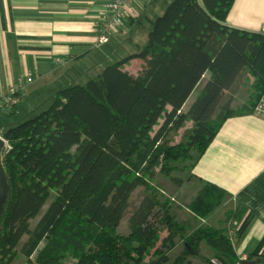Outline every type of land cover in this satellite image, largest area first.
Instances as JSON below:
<instances>
[{"label": "trees", "instance_id": "16d2710c", "mask_svg": "<svg viewBox=\"0 0 264 264\" xmlns=\"http://www.w3.org/2000/svg\"><path fill=\"white\" fill-rule=\"evenodd\" d=\"M234 1L171 0L135 53L5 125L11 148L2 154L0 264H242L227 233L238 209L209 219L229 195L192 171L210 136L229 117L252 113L264 89V31L229 24ZM136 57L142 64L132 73L124 64ZM138 185L119 233L112 222ZM263 244L264 237L247 258L264 264Z\"/></svg>", "mask_w": 264, "mask_h": 264}, {"label": "crops", "instance_id": "0c3cea01", "mask_svg": "<svg viewBox=\"0 0 264 264\" xmlns=\"http://www.w3.org/2000/svg\"><path fill=\"white\" fill-rule=\"evenodd\" d=\"M104 1L0 0V94H5L17 79L34 73L33 81L23 85L16 103L0 115V129L40 112L57 90L80 83L84 73L96 76L110 62L135 53L154 19L150 9L161 14L168 3L155 0L139 22L124 20L106 43L95 45ZM227 22L238 28L264 31V0H235ZM129 31L131 35L127 36ZM60 59L62 63L58 64ZM79 62L86 67L75 69ZM244 65L240 62L211 104L208 119ZM250 79L253 81V77ZM192 171L228 193L227 204L238 209L236 226L250 218L245 232L235 238L240 259H248L247 253L254 251L264 237V117L253 112L229 117L220 131L210 136L209 146ZM218 211L209 219L220 217ZM260 252H264V244Z\"/></svg>", "mask_w": 264, "mask_h": 264}, {"label": "built area", "instance_id": "2783aa9c", "mask_svg": "<svg viewBox=\"0 0 264 264\" xmlns=\"http://www.w3.org/2000/svg\"><path fill=\"white\" fill-rule=\"evenodd\" d=\"M155 0H106L102 3V19L98 27V35L95 40V45L106 43L110 37L122 26L124 20L133 19V24H136L146 13L147 8ZM58 64L62 60L57 61ZM34 73L30 72L24 79H17L11 84L5 94H0V115L7 112L17 101L19 92L23 89V85L32 82ZM253 113L264 117V89L258 98ZM0 137L4 140L3 152L11 148L10 142L5 138L3 129H0ZM235 197H233V201ZM234 208V207H233ZM236 209V208H234ZM229 220L227 223V233L229 239L233 242L236 237V221ZM235 222V223H234Z\"/></svg>", "mask_w": 264, "mask_h": 264}, {"label": "rangeland", "instance_id": "374dc122", "mask_svg": "<svg viewBox=\"0 0 264 264\" xmlns=\"http://www.w3.org/2000/svg\"><path fill=\"white\" fill-rule=\"evenodd\" d=\"M163 1L165 0H157L158 3H162ZM168 3L171 1V0H167ZM167 3V4H168ZM166 4V5H167ZM165 5V6H166ZM151 18H155L157 16L158 13L154 12L152 9H150V12H149ZM146 24L148 25V22H146ZM150 25V28H151V23H149ZM131 35V32L129 31L127 36H130ZM131 46L133 45H130L129 47L131 48ZM133 49V48H132ZM106 62H110V61H106ZM128 62V61H127ZM126 62V63H127ZM111 63V62H110ZM125 63V64H126ZM98 63H96V66H97ZM125 64H124V67H125ZM142 64V63H141ZM140 60L138 59H135V58H132L130 59L129 63L126 65V69H128L130 72L132 73H136L140 66ZM86 67V65L83 64V62H79V64L75 65V69L79 70V69H84ZM103 69V68H102ZM85 76L84 78H80L79 79V82L80 83H85L88 79L92 78L91 76H93L92 74L90 73H84ZM94 77V76H93ZM201 87H202V83L198 84V86L194 89L191 97H190V100L189 102H191L196 96L197 94L199 93V91L201 90ZM34 114V113H33ZM1 117V116H0ZM6 123V122H5ZM192 122H187V126L186 128L188 127H191ZM2 124V123H1ZM1 127V125H0ZM5 127V124L4 126ZM185 128H182L178 133H175V134H172L171 137H172V142H179L181 140V134L184 132ZM181 189H178L175 193L177 194H180L181 192ZM139 185L133 190V192L131 193L130 197L124 202V204L121 206V208L119 209L114 221L112 222V226H115L116 228V231L119 232V233H124L126 231V228H127V219H128V216L130 214V212L133 210L134 206L137 204V201L139 200ZM166 191H167V187H166ZM229 207H231V205L224 203L220 208H217L216 211H218V215H223V212L225 211V209H228ZM233 208V207H232ZM235 210V209H234ZM218 219V218H216ZM232 221L234 220L235 221V217H233L231 219ZM231 221V222H232ZM235 223V222H234ZM236 224V223H235ZM238 226V225H237ZM236 226V227H237ZM164 234V233H163ZM236 238V237H235ZM17 264H22V261L21 260H17Z\"/></svg>", "mask_w": 264, "mask_h": 264}, {"label": "water", "instance_id": "95a60500", "mask_svg": "<svg viewBox=\"0 0 264 264\" xmlns=\"http://www.w3.org/2000/svg\"><path fill=\"white\" fill-rule=\"evenodd\" d=\"M3 147H4V140L0 137V209H2L3 204L5 203L7 199L6 192L8 189V182H7V178L4 172V166L2 162ZM260 260H261L260 257L253 259V260L241 258L242 264H257L260 262Z\"/></svg>", "mask_w": 264, "mask_h": 264}]
</instances>
